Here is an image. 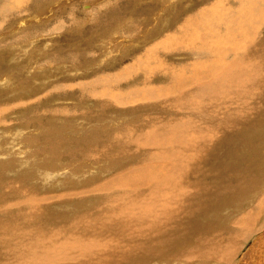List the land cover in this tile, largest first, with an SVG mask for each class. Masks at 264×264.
<instances>
[{"label": "rangeland", "instance_id": "obj_1", "mask_svg": "<svg viewBox=\"0 0 264 264\" xmlns=\"http://www.w3.org/2000/svg\"><path fill=\"white\" fill-rule=\"evenodd\" d=\"M0 1V6L6 7L8 15L3 20L1 19L3 16H0V45L6 43L5 39L8 45L0 49V58L2 57L0 59L2 67L0 120L14 123L13 126L0 124V135L3 133L5 137L0 136V163L8 159L22 158L24 161L17 171L7 172L1 169L0 164L1 206L20 198L16 194L9 200L6 197L7 187L11 183L16 186L22 182L30 189H37L35 192L38 191L43 196L51 193H74L72 199L43 207V216L39 220V225L46 229L66 228L73 218L80 214L88 213L90 217L96 218L107 204L121 198L127 192L125 186L113 183L114 185L104 189L102 184L122 178L124 175H130L131 179L132 171L137 168L148 170L163 178L178 180L181 179L179 175L183 173L186 187L193 192L187 203L196 202L197 200L193 201L195 196L200 202L198 205L200 207L192 214H178L163 231L167 241L158 247H156L157 237L143 238L135 243L123 236L122 245L128 249L148 241L154 243L155 248L141 254V259L135 264H264V213L259 215L245 232L242 227L232 229L240 233V237L236 240L229 258L217 256L214 259L193 262L182 257V254L198 244L199 238L215 235L225 240L228 226H231L243 213L252 209L256 196L264 187V116L262 117L264 102L261 101V94H264V59L259 58L264 57V14H262L264 0H188V4L187 0H136V2L135 0H72V2L71 0H20V2L15 0L19 4L14 0ZM256 2L259 4L256 5ZM38 4H42L40 10ZM14 5L19 7H17L18 11L14 9ZM71 6L69 10L71 12L75 10L73 14L68 10ZM240 6L248 10L244 11ZM87 12L91 15H87ZM75 13H78V16L81 14L80 18ZM143 13L146 18L143 17ZM67 14L72 15L67 17ZM187 14L189 16L194 14L191 16L192 20ZM111 15L115 17L116 24H109L110 27L108 18ZM252 15L256 17H251ZM94 16L98 18L95 19ZM100 16L104 19V24L99 23L101 26L97 22ZM174 18H177L178 22ZM80 19L83 21L80 22ZM236 22L240 23L239 27L234 28L236 31L231 30L229 26L237 25ZM60 23L65 26L59 25ZM175 24L177 26H174ZM247 24H251L249 30L244 29L243 33H236L241 26ZM106 26L110 28L107 29ZM190 26L192 31L189 30ZM182 27H187V31ZM65 28L66 32L60 31ZM68 28L70 31H67ZM85 28H90L91 31ZM177 29H180L179 32ZM171 30L173 35H170ZM25 32L27 34L33 32V36L31 34L32 37H27ZM181 32L187 33L184 34L185 40L183 34L182 37L180 36ZM177 33V37L174 38ZM176 38H179L180 42ZM89 40L91 44L87 46ZM153 52H157V56L160 54L159 59ZM70 53L76 56L79 54L74 62L63 59ZM85 53L90 54L91 57ZM142 63L145 64V70L140 73L138 69H143ZM146 70L150 71L149 75L155 72L156 74L149 77L144 73V71L148 72ZM101 71L107 74L97 76ZM36 74L37 82L28 85ZM111 78L114 81L108 93L102 90L87 92L90 86ZM147 78L153 79L147 81ZM140 83L142 84L138 86ZM54 88L58 90L53 92ZM27 89H29L28 93ZM145 89L148 90L147 93ZM80 92L83 96L78 97ZM66 94H73L71 100ZM115 95L119 97V102L113 104L109 99L114 98ZM222 97L227 100L234 97L236 100L231 103L233 107L244 104L249 106L252 124L256 128L235 123L232 126L222 125L217 134L213 135L214 139L211 142L195 141L190 137V144L184 141L189 136L187 130L184 134L182 128L171 127L174 123L189 117L197 119L196 121L200 117L206 119L219 117L217 113L223 108ZM79 98L82 101L79 102ZM27 100L35 101V107L33 105L15 109L10 107ZM66 101L67 103H64ZM204 103L207 106H203ZM230 111L229 104L225 112ZM25 116L26 119H22ZM13 119H18L17 123ZM203 122L207 124L208 120ZM218 123L221 124V121ZM21 126L25 129H21ZM2 129L8 130V133L3 132ZM127 129L128 132L125 134L127 138L124 135L117 136ZM9 130L14 132L13 135ZM35 135L39 144H43L42 137L46 135L49 141L57 138L60 143H57L56 150L52 148V143L47 144L48 148L43 144V148L48 151L44 158L48 157L49 167L42 166L27 170V159L30 152H33L28 140ZM172 137L175 138L174 141ZM21 141L24 145L20 143ZM189 146L192 150H199L197 154L202 156L201 169L205 170V173H198L196 167L199 164L197 160H192ZM259 146L262 149H259ZM70 153L73 154V159H70ZM163 156L166 158L157 160ZM188 166L193 169L186 170ZM65 170L72 173L73 178ZM243 170H247L248 185L254 178L258 188L248 195L235 197V201L230 200L231 197L219 199L217 196L219 189L225 187L242 189L240 178ZM237 174H239L238 179ZM79 176H84L79 178L83 182L76 183L75 177ZM86 188L88 194H85ZM131 189L136 191L138 198H142L143 202L147 199L146 207L152 209L160 208L166 203V197H170L166 189L156 181H150L144 188L131 186ZM73 190L83 191L84 194L77 196ZM12 211L15 215L23 212L21 208H19L20 212L18 209ZM113 232L116 235L120 234L116 228ZM174 237L177 238L176 243L172 241ZM216 246L218 249L225 248L224 244Z\"/></svg>", "mask_w": 264, "mask_h": 264}, {"label": "bare ground", "instance_id": "obj_2", "mask_svg": "<svg viewBox=\"0 0 264 264\" xmlns=\"http://www.w3.org/2000/svg\"><path fill=\"white\" fill-rule=\"evenodd\" d=\"M6 1V0H5ZM15 1V0H14ZM25 1V0H23ZM54 1V0H53ZM56 1V0H55ZM64 1V0H63ZM124 1V0H123ZM186 1V0H185ZM198 1H202V0H198ZM196 1V2H198ZM204 1V0H203ZM248 1V0H247ZM247 1H245L247 3ZM251 1V0H250ZM257 1V0H256ZM1 2V1H0ZM8 2V1H7ZM7 2H5V4H7ZM16 2V1H15ZM20 2V0H19ZM19 2H16L17 4H19ZM70 2V1H69ZM68 2V3H69ZM72 2V0H71ZM136 2V0H135ZM189 2L188 0L186 1V3ZM52 3V2H50ZM49 3V4H50ZM56 3V2H55ZM127 3V2H126ZM124 3V4H126ZM201 3V2H200ZM254 3V2H253ZM258 5L259 2H256ZM262 3V2H261ZM11 4V3H10ZM9 4V5H10ZM15 4V3H14ZM136 4V3H135ZM188 4V3H187ZM204 4V3H203ZM252 4V2H251ZM250 4V5H251ZM3 5V3H2ZM12 5V4H11ZM10 5V7H11ZM40 5V4H38ZM63 5V4H62ZM128 5V4H127ZM218 5V4H217ZM220 5V4H219ZM241 5V4H240ZM246 5V4H245ZM249 5V6H250ZM255 5V7H256ZM42 6V4L39 6V10L40 7ZM58 6V5H57ZM183 6V5H182ZM248 6V5H247ZM245 6V7H247ZM263 6V5H262ZM9 6H7L8 8ZM14 9H17L18 6L14 5ZM75 7V6H74ZM73 7V9H74ZM241 7V6H240ZM253 7V5H252ZM1 10H0V16L1 19H6L7 18V9L5 6H0ZM19 8V7H18ZM72 8L69 7L68 10ZM76 8V7H75ZM115 8V7H114ZM220 8V7H219ZM218 8V9H219ZM227 8V7H226ZM251 8V7H250ZM257 8V7H256ZM13 9V10H14ZM60 9V8H59ZM119 9V7H118ZM203 9V8H201ZM200 9V10H201ZM242 9V7L240 8ZM239 9V10H240ZM247 9V8H246ZM245 9V10H246ZM254 9V8H253ZM12 10V9H11ZM57 10V9H56ZM67 10V9H66ZM78 10V9H77ZM114 10V9H113ZM176 10V9H175ZM199 10V11H200ZM204 10V9H203ZM211 10V9H210ZM244 10V9H242ZM244 10V11H245ZM248 10V9H247ZM18 11V9H17ZM38 11V10H37ZM45 11H49L46 10ZM53 11V10H51ZM70 11V10H69ZM75 11V10H74ZM74 11L72 10V14L74 13ZM195 11V9H194ZM198 11V12H199ZM220 11V10H218ZM250 11V10H249ZM254 11V10H253ZM262 11V10H261ZM10 12V11H9ZM8 12V13H9ZM15 12V11H14ZM68 12V13H70ZM106 12V11H105ZM120 13V11H118ZM123 12V11H122ZM172 12V11H171ZM179 12V11H178ZM177 12V13H178ZM11 13H13L11 11ZM53 13V12H52ZM118 14V16H120V14ZM182 13V12H181ZM194 13V12H193ZM203 13V12H202ZM205 13V10H204ZM255 13V12H254ZM10 14V13H9ZM35 14V12H34ZM48 14V13H47ZM70 14V16L72 15ZM78 13H75V15ZM89 13L87 12V15ZM101 14V13H99ZM99 14L97 15L99 17ZM104 14V12H103ZM176 14V13H175ZM192 14V13H191ZM209 14V13H208ZM247 14V13H246ZM252 14V13H251ZM250 14V15H251ZM256 14V13H255ZM264 14V13H262ZM11 15V14H10ZM46 15V13H45ZM54 15V14H53ZM81 15V14H80ZM80 15L78 16L80 18ZM86 15V14H85ZM84 15V17H85ZM91 15V13L89 14V16ZM107 15V14H106ZM110 15V14H109ZM123 15V14H122ZM143 17L146 18L145 14L143 13ZM188 15V14H187ZM194 15V14H193ZM193 15H188V17L191 18V16ZM196 15V14H195ZM258 15V14H257ZM18 16V15H16ZM21 16V15H20ZM25 16V15H24ZM30 16V15H29ZM33 16V15H32ZM69 15L67 14V17ZM69 16V17H70ZM95 17L98 18V17ZM124 16V15H123ZM201 16V15H200ZM246 16V15H245ZM255 15H252L251 17H253ZM44 17V16H43ZM47 17V16H46ZM122 17V16H121ZM174 17V16H173ZM183 17V16H182ZM186 17V18H188ZM196 16H194L195 18ZM256 17V16H255ZM17 18V17H15ZM14 18V19H15ZM21 18V17H19ZM49 18V17H48ZM66 18V17H65ZM72 18V17H71ZM82 18V16H81ZM86 18V17H85ZM90 18V17H88ZM108 18V17H107ZM144 18V19H145ZM162 18V17H161ZM178 18H180L178 16ZM199 18V17H198ZM219 18V17H218ZM45 19V18H44ZM43 19V20H44ZM60 19V18H59ZM68 19V18H67ZM78 19V18H77ZM120 19V18H119ZM117 19V21L119 20ZM124 19V17H123ZM172 19V18H171ZM177 21V18H174ZM206 19V18H205ZM220 19V18H219ZM244 19V18H243ZM253 19V18H252ZM40 20V19H39ZM82 19H80L81 22ZM103 17L100 16V19L97 20L98 24L99 23H103ZM162 20V19H161ZM165 20V19H164ZM162 20V21H164ZM169 20V19H168ZM184 21V19H181ZM192 20V18H191ZM196 20V18H195ZM198 20V19H197ZM254 20V19H253ZM66 21V20H65ZM71 21V20H69ZM69 21L67 24H69ZM74 21H76L74 19ZM79 21V20H78ZM83 21V20H82ZM93 21V20H91ZM107 21V20H106ZM108 25L109 24H116L115 22V17H113V15H111V17L108 18ZM126 21V20H125ZM170 21V20H169ZM174 21V20H173ZM181 21V23L183 22ZM190 21V20H189ZM200 21V20H198ZM217 21V20H216ZM233 21V20H232ZM240 21V20H238ZM261 21V20H260ZM27 22V21H26ZM39 22V21H38ZM58 23V21H56ZM62 22V21H61ZM79 22V23H80ZM85 22V21H84ZM178 22V21H177ZM180 22V19H179ZM186 22V20L184 21ZM192 22V21H191ZM193 22H196L193 20ZM243 22V21H242ZM256 21H254L255 23ZM258 22V20H257ZM264 22V20H263ZM262 22V23H263ZM77 23V22H76ZM93 23V22H92ZM106 23V25H107ZM164 24V22H162ZM168 23V22H167ZM176 23V22H175ZM237 25H232L229 26L230 29H234L239 27L238 22H236ZM244 23V22H243ZM24 24V22H23ZM28 24L30 25V23L28 22ZM34 24V23H33ZM63 24V23H62ZM61 23L59 25H62ZM81 24V23H80ZM54 25H56L54 23ZM65 26V24H63ZM74 25V24H72ZM79 25V24H78ZM100 25V24H99ZM179 25V24H178ZM187 25V23L185 24V26ZM190 25V23L188 24ZM213 25V24H212ZM231 25V24H230ZM23 27L25 25H22ZM53 26V25H52ZM96 26V25H94ZM101 26V25H100ZM100 26L98 28H100ZM110 26V25H109ZM174 26H177L176 24ZM182 26H184V24L182 23ZM237 26V27H236ZM251 26V24H247L246 26H241L238 32L236 33H243L245 30L244 29H248V27ZM55 27V26H54ZM59 27V26H58ZM57 27V28H58ZM63 27V26H62ZM68 27V26H67ZM66 27V28H67ZM91 27V26H90ZM93 27V25H92ZM91 27V28H92ZM103 27V26H102ZM111 27V26H110ZM109 27V28H110ZM119 27V26H118ZM179 27L181 28V26L179 25ZM178 27V28H179ZM189 27V26H187ZM186 27V28H187ZM246 27V28H245ZM21 28V27H20ZM53 28V27H52ZM61 28V27H59ZM60 30L61 32L66 30ZM70 28V26H69ZM68 28L67 31H70ZM72 28V27H71ZM96 28V27H95ZM107 29H109L106 26ZM114 28V27H113ZM177 28V27H174ZM173 28V29H174ZM185 28V27H182ZM184 29L187 31V29ZM203 28V27H202ZM264 28V27H263ZM7 29V27L5 28ZM62 29V28H61ZM84 29V28H83ZM88 29V28H85ZM94 29V28H93ZM92 29V30H93ZM116 29V28H115ZM122 29V28H121ZM154 29V28H153ZM204 29V28H203ZM202 29V30H203ZM20 30V29H19ZM35 29H33L34 31ZM39 30V29H37ZM57 30V29H56ZM90 30V28L88 29V31ZM104 30V29H103ZM106 30V29H105ZM180 29H177V31ZM189 30L192 31L191 26L189 28ZM200 30V29H199ZM201 30V33L202 32ZM229 30V29H228ZM236 31V29H234ZM249 30V29H248ZM5 31V30H4ZM3 31V32H4ZM12 31V30H10ZM15 31V30H14ZM44 31V30H43ZM59 31V30H58ZM91 31V30H90ZM89 31V32H90ZM95 31V30H93ZM97 31V29H96ZM112 31V30H110ZM175 31V30H174ZM263 31V30H262ZM36 32V31H35ZM34 32V34H35ZM66 32V31H65ZM101 32V31H98ZM109 32V31H108ZM172 33H170V35H173V30H171ZM179 32V31H178ZM199 32V31H198ZM207 32V31H206ZM247 32V31H246ZM29 33V31H28ZM31 34L33 32H30ZM92 33V32H91ZM105 33V32H104ZM176 33V32H174ZM200 33V32H199ZM25 34H27L25 32ZM31 34H27V37H32ZM89 34V33H88ZM183 34V39L184 38V34H187L186 32H181V37ZM194 34V33H193ZM9 35V34H8ZM40 35V33L38 34ZM54 35V34H53ZM91 35V34H89ZM107 35V34H106ZM105 35V36H106ZM116 35V34H115ZM169 35V36H170ZM178 33L175 34L174 38L177 37ZM200 35V34H199ZM204 35V33H203ZM88 36V35H87ZM113 36V35H112ZM120 36V35H119ZM123 36V35H122ZM179 36V38H181ZM187 36V35H186ZM185 36V37H186ZM4 37V36H3ZM18 37V36H17ZM23 37V36H19ZM35 37V36H34ZM42 37V36H41ZM90 37V36H89ZM104 37V36H103ZM107 37V36H106ZM109 37V36H108ZM114 37V36H113ZM112 37V38H113ZM254 37V36H253ZM5 38V37H4ZM18 38V42L19 41ZM24 38V37H23ZM86 38V35H85ZM99 38V37H98ZM111 38V37H109ZM108 38V39H109ZM172 38V36H171ZM176 38L177 41H179L180 39ZM187 38V37H186ZM262 38V37H261ZM15 39V38H14ZM32 39V38H29ZM36 39V37H35ZM116 39V38H115ZM179 39V40H178ZM2 40V39H1ZM17 40V39H16ZM25 40H27L25 38ZM94 40V39H92ZM187 40V39H186ZM259 40V39H258ZM6 43H3L0 45V49L1 48H6L7 45V40L5 39ZM22 41H24L22 39ZM29 41V40H27ZM98 41V40H97ZM96 41V42H97ZM183 41V40H181ZM15 42V41H14ZM17 42V41H16ZM26 42V41H25ZM30 42V41H29ZM37 42V41H36ZM180 42V41H179ZM178 42V43H179ZM187 42V41H186ZM110 43V42H109ZM182 43V42H181ZM235 43V42H234ZM9 44V43H8ZM91 44V41L89 40L86 45L89 46ZM111 44V43H110ZM180 44V43H179ZM24 45V43H23ZM183 45V43H182ZM243 45V44H242ZM256 45H258V43H256ZM26 46V44H25ZM24 46V47H25ZM238 46V45H237ZM27 47V46H26ZM99 47V46H97ZM106 47V46H105ZM110 47V46H108ZM112 47V46H111ZM185 47V46H184ZM232 47V46H231ZM10 48V47H9ZM15 48V47H14ZM183 48V47H182ZM11 49V48H10ZM97 49V48H95ZM186 50V48H184ZM183 49V50H184ZM98 51L100 49H97ZM103 50V49H102ZM101 50V51H102ZM10 52H12L11 50H9ZM21 52L23 50H20ZM89 51V50H88ZM93 52V50H91ZM90 51V52H91ZM187 51V50H186ZM246 51V50H245ZM86 52V51H85ZM95 52V50H94ZM84 53V52H83ZM102 53V52H101ZM155 54V56H157V52H153ZM176 53V52H175ZM182 53V52H179ZM197 53V52H196ZM82 54V53H81ZM80 54V55H81ZM86 54V53H85ZM174 54V53H173ZM79 55V54H78ZM78 55L76 56L75 54H68L67 56L63 57L64 60L68 61V62H74V59H76V57H78ZM89 55L91 57L90 54H86ZM85 55V56H86ZM97 55V54H96ZM160 55V54H159ZM159 55L157 56V59H159ZM161 55H166V54H161ZM84 56V55H83ZM94 56V55H93ZM153 56V55H151ZM174 56V55H172ZM99 57V56H98ZM97 57V58H98ZM105 57V56H104ZM163 57V56H162ZM2 58V57H1ZM0 58V59H1ZM57 58V57H56ZM87 58V56H86ZM95 58V57H92ZM155 58V57H154ZM256 58V57H255ZM260 59H264V57H259ZM81 59V58H80ZM91 59V58H88ZM149 59V58H148ZM157 59H155L157 61ZM161 59V57H160ZM164 59V57H163ZM161 59V60H163ZM57 60V59H52ZM85 60V59H84ZM93 60V59H92ZM96 60V59H95ZM99 60V59H97ZM153 60V61H155ZM51 61V60H50ZM49 61V62H50ZM78 61V60H76ZM75 61V62H76ZM94 61V60H93ZM150 62V60H147ZM146 61V63H147ZM263 61V60H262ZM52 62V61H51ZM50 62V63H51ZM79 62V61H78ZM90 62V61H89ZM48 63V62H47ZM96 63V62H94ZM152 63V62H151ZM154 63V62H153ZM14 64V63H13ZM40 65V63H38ZM87 64V63H86ZM143 64V63H142ZM141 64V65H142ZM148 64V63H147ZM158 65V63H156ZM258 64V63H257ZM39 65L37 67V69L39 68ZM43 65V64H41ZM149 65H151L149 63ZM149 65H147L149 67ZM153 65V64H152ZM155 65V64H154ZM44 66V65H43ZM98 66V65H97ZM143 69L140 70V68L138 69V71H140V73L142 70H145V64L142 65ZM160 66V65H159ZM158 66V67H159ZM141 67V66H140ZM148 67H146V69H148ZM162 67V66H161ZM41 68V67H40ZM77 68V67H76ZM154 69V68H153ZM162 69V68H159ZM2 70L1 64H0V72ZM89 70V69H88ZM150 70V69H149ZM157 70V69H156ZM156 70H153L154 72ZM165 70V68H164ZM246 70V68L244 69ZM137 71V72H138ZM148 71V70H146ZM159 71V70H158ZM157 71V72H158ZM71 72V70L69 71ZM145 72L146 75L149 73ZM259 72V71H256ZM163 73V72H162ZM102 74H107L105 71H101L100 73H98L97 76L102 75ZM152 74V71H151ZM156 74V72L154 73ZM154 74L152 75H147V76H154ZM170 74V72H169ZM262 74V73H261ZM264 74V72H263ZM139 75V73H138ZM160 75V72L159 74ZM37 77L38 75H34L32 77V80L29 82L28 85H31V83L33 82H37ZM159 77V76H158ZM125 77H122V79H124ZM146 78V77H145ZM148 79V78H147ZM150 79V78H149ZM150 81L153 78H151ZM260 79V77H259ZM112 81H114L112 78L111 79H107V80H103L100 81L92 86H90V90L87 92H91L93 90H102L108 93L109 87L111 86ZM146 81V80H145ZM10 82V81H9ZM144 82V81H143ZM142 82V83H143ZM142 83L138 84V86H140ZM149 84V82H147ZM7 84V81H6ZM36 84V83H34ZM27 85V86H28ZM42 86V85H41ZM143 86V85H142ZM141 86V87H142ZM151 86V85H149ZM39 89V88H37ZM35 89V90H37ZM58 90V88H54L52 89L53 92H56ZM146 93H147V89H145ZM29 89L26 90V92L28 93ZM77 91V90H76ZM137 91L139 92V89H137ZM231 94V93H230ZM73 94H66V97H68L70 100L72 98ZM82 95V93L80 92L77 96L80 97ZM262 95V102H264V94ZM83 96V95H82ZM260 96V95H259ZM29 97V96H28ZM26 97V98H28ZM223 98V97H222ZM31 99V98H30ZM40 100L42 98H39ZM75 99V98H74ZM236 100L234 97L230 98L229 100H227L226 98H223V108L222 111H219L217 113V115H219V117H216L215 119H206L204 117H200L198 118V121H196L195 119L192 118H187L183 121H179L177 123H174L171 127H176V128H182L184 131V134L186 133L185 131L187 130L188 133V138L186 140V138L184 139V141H188L191 144V139H195V141H199V140H203L206 142H211L214 139L213 135H216L217 132L220 130V126L222 125H229L232 126L234 123L235 124H243V125H248L251 127H255L252 124V118L251 116V112H250V107L247 105H239L236 107H233L231 105L232 101ZM17 101V100H16ZM69 101V100H68ZM82 101V99L79 98V102ZM34 102L32 100H27L26 102H21L15 105H12L10 107H13L12 109L15 108H25L28 106H34ZM70 102V101H69ZM77 102V101H75ZM77 102V103H79ZM109 102L116 104L119 102V97L115 95L114 98L109 99ZM64 103H67L64 102ZM230 104V108L231 111L230 112H225L226 107ZM39 105V103H38ZM257 105V104H256ZM255 105V106H256ZM9 106V105H8ZM203 106H207L205 103L203 104ZM9 107V109H10ZM32 107V108H33ZM39 107V106H38ZM1 108V107H0ZM5 108V107H4ZM233 108V110H232ZM10 109V110H12ZM53 110V109H52ZM47 111V110H46ZM187 112V111H186ZM3 113V112H2ZM11 113V112H10ZM22 113V111H21ZM21 113L19 114L21 116ZM49 113V111H48ZM255 112H253L254 114ZM12 114V113H11ZM18 115V114H16ZM39 115V114H38ZM196 115V114H195ZM199 115V114H198ZM222 115V116H221ZM224 115V116H223ZM40 116V115H39ZM264 116V113L262 114V117ZM193 117V116H192ZM195 117V116H194ZM198 117V116H196ZM5 118V117H4ZM9 118V117H8ZM7 118V120H8ZM19 118V117H18ZM22 119H26L22 117ZM4 120V119H3ZM14 120V119H13ZM18 120V119H17ZM17 120H14L15 123H17ZM203 120H208L207 124H204ZM5 121V120H4ZM218 121H221V124L218 123ZM8 122V121H7ZM10 122V121H9ZM12 122V121H11ZM23 122V121H22ZM25 122V120H24ZM32 122V121H31ZM36 122V121H35ZM0 124H5V125H9V126H13L14 123H5L2 121V119L0 120ZM23 124V123H22ZM21 124V125H22ZM39 125H41L39 123ZM19 126V125H17ZM29 126V125H27ZM2 128V127H1ZM256 128V127H255ZM8 129V128H7ZM13 129V128H12ZM16 129V128H15ZM14 129V130H15ZM21 129L22 126H21ZM20 129V130H21ZM25 129V128H24ZM23 129V130H24ZM32 129V128H31ZM6 130V129H2ZM8 131V130H7ZM7 131H3L8 133ZM11 130H9L10 132ZM29 131V130H28ZM31 131V130H30ZM132 131V130H131ZM21 132V131H20ZM128 132L127 130L122 131L121 133H119L117 136H125V134ZM2 133V132H1ZM5 133V134H6ZM12 135L14 132H12ZM32 133V132H30ZM3 134V133H2ZM1 134V135H2ZM0 135V136H1ZM24 135V134H23ZM3 136V135H2ZM8 136V135H7ZM150 137L152 135H149ZM4 137V136H3ZM126 137V136H125ZM191 137V139H190ZM1 138V137H0ZM5 138V137H4ZM11 138V137H10ZM17 138V137H16ZM22 138V137H21ZM29 138V136H28ZM32 139L28 140V142L30 143V147L32 149L33 152H30V155L27 159V170H33L34 168H45V167H49L48 165L50 164L48 161V157L44 158V155L48 153L47 149L43 148V144L47 147V144L52 143V148L54 150L57 149V143L58 139L54 138L52 140H48V135L43 136V144H39L36 142L37 137L36 135L31 137ZM127 138V137H126ZM125 138V139H126ZM9 139V138H8ZM117 139V138H116ZM119 139V137H118ZM149 139V138H148ZM152 139V138H151ZM173 141L175 140L174 137L171 138ZM3 140V138H2ZM1 140V142H2ZM5 140V139H4ZM12 140V139H11ZM21 140V139H20ZM19 140V141H20ZM128 140V139H127ZM131 140V139H130ZM25 141V140H24ZM45 141V143H44ZM171 141V140H170ZM18 142V141H15ZM14 142V143H15ZM152 140H150L149 143H151ZM154 142V141H153ZM202 142V141H201ZM22 143V141L20 142ZM26 143V142H25ZM27 143V144H29ZM6 144V143H5ZM12 144V143H11ZM23 144V143H22ZM17 145V144H16ZM24 145V144H23ZM14 146V145H13ZM18 146V145H17ZM4 147V146H3ZM12 147V146H10ZM8 147V148H10ZM24 147V146H23ZM27 147V146H26ZM2 148V147H1ZM13 148V147H12ZM16 148V147H15ZM261 147L259 146V149ZM8 152V149L5 148ZM25 149V148H24ZM45 149V151L43 150ZM256 149V148H255ZM262 149V148H261ZM10 150V149H9ZM17 150V149H16ZM190 153L192 154L191 158L193 161H198L199 166L196 167L198 173L203 174L205 173V170L201 169V160H202V156L200 154H197L199 152L198 149H194L192 150L191 146H189ZM15 151V150H14ZM22 152V151H20ZM261 152V151H260ZM5 153V152H4ZM11 153V151H10ZM33 153V154H32ZM264 153V152H263ZM20 154V153H18ZM17 154V155H18ZM25 154V153H23ZM27 154V153H26ZM10 155V154H8ZM22 156V155H21ZM11 157V156H10ZM9 157V158H10ZM13 157V156H12ZM25 157V156H24ZM70 159H73V154L70 153L69 154ZM57 158V157H55ZM166 158L165 156L163 157H159L157 160H161ZM2 159V156H1ZM8 159V158H7ZM59 159V158H57ZM54 160V159H53ZM2 162V161H1ZM24 163V161L21 159L15 160V159H11V160H7L4 161L1 164V169H4L5 171H17L19 168V165H22ZM194 166V162L192 164ZM191 165V166H192ZM52 167V165H51ZM25 168V167H24ZM58 169V168H57ZM56 169V171H57ZM60 169V168H59ZM64 169V168H62ZM193 168H190L189 166L186 168V170H191ZM52 170V169H51ZM40 171V170H39ZM63 171V170H62ZM61 171V172H62ZM66 171V170H65ZM244 172H242L241 174V178H240V184L242 189L237 190V189H233V188H222L217 190V196L220 199V197H231L230 200L235 201V197L239 196V195H248L249 192H253L254 190H256L258 188V185H255V179L253 178V181L250 185H248L249 183V177L247 174V170H243ZM58 173V171H57ZM68 175L73 178V174L70 172H67ZM78 173V171L76 172ZM39 174V173H38ZM41 174H43L41 172ZM40 174V175H41ZM132 178L130 179V175H124L122 178H117V179H113L112 181H110L107 184H102L104 189H107L109 187H111L112 185H114L113 183H115L116 185L119 186H125L127 188V192L119 199L107 204L104 208V210L95 218V217H90V215L88 213H83L80 214L78 216H76L75 218H73L72 222L66 227H57L55 229H46L43 228L39 225V220L40 218H42L43 213H42V209L45 206L51 205V203H60L61 201H65V200H69L72 199V197L75 195L74 193H63V194H46V196L40 195L37 191V193L35 192L36 190L30 189L28 187H26V185H23L22 182L19 183L18 185L15 186V184L11 183L10 185H8L7 189V195L6 197L11 198L14 196V194L18 195L20 198L17 201H13V202H9L4 206L0 205V264H135V262L140 258V255L143 254L144 252L150 251L152 249H154V243L152 241H148L144 244H136L135 246H133L131 249L126 248V246L122 245V239L123 236L127 237L130 241L133 242H138V240H141L143 238H152V237H157V241H156V247L163 245L164 241H167V238H165V236H163V231L168 228L170 222H172L178 214L180 213H185V214H192L196 212V208H199L200 206H198L200 204V202L198 201V199L193 196V201L197 200L196 202H191V203H187L189 197L192 195V191L186 187V184L184 183V177H183V173H181L179 176H181V179H172V178H163L155 173H152L150 171H146L142 168H137L134 171H132ZM131 174V175H132ZM5 175V174H4ZM3 175V176H4ZM53 175V173H52ZM9 176V175H8ZM30 176V175H29ZM54 176V175H53ZM58 176V174L56 175ZM61 176V175H60ZM84 177V176H79V177H75L76 180L75 182L77 183V181H82L79 180V178ZM237 179L239 178V174L236 175ZM86 178V177H85ZM68 180V178H67ZM87 180V179H84ZM150 181H156L158 182L162 187H164L167 191V193L170 195V197H166V203H164L160 208L158 209H152V208H148L146 207L147 205V199L143 202L142 198H138L136 191L131 189V186H136L137 188H144ZM3 182V181H2ZM27 182V181H26ZM24 182V183H26ZM83 182V181H82ZM139 182V183H137ZM80 183V182H79ZM230 183H233L232 181H230ZM82 184V183H81ZM80 184V185H81ZM84 184V183H83ZM248 185V186H247ZM39 190V188H38ZM163 190V188H162ZM53 191V190H52ZM77 193V196L84 194L83 191L80 190H73ZM85 194H88V188L84 189ZM57 192V191H56ZM66 192V191H65ZM55 193V192H54ZM206 197V196H205ZM250 198V197H248ZM7 200V201H8ZM48 204V205H47ZM25 206V207H24ZM19 208H21L23 210L22 214H17L15 215V213L12 210H17L19 211ZM50 208V207H49ZM45 210V209H44ZM14 214H12L11 213ZM18 211L16 213H18ZM20 212V211H19ZM262 213H264V187L261 188V190L259 191L258 195L255 198V202L252 206V209H250V211H247L245 213H243L239 219H236L235 221H233V223L231 224V226L229 225L226 229V239L222 240L221 237H216L215 235H213L212 237H203V238H199L197 240L198 244L191 248L190 250H188L187 252H185L184 254H182V257L196 262V261H200V260H210V259H214L217 256L220 257H227L229 258L232 255L233 249L235 247V242L236 240L240 237V233H236L234 232L232 229H234V227H242V230L245 232L247 230V227ZM117 229L118 232L120 234L116 235L114 234V229ZM173 243H176L177 238H172ZM224 244L225 248L222 249H218L216 245L218 246H222ZM176 260V259H175ZM255 261H257V258H255Z\"/></svg>", "mask_w": 264, "mask_h": 264}]
</instances>
